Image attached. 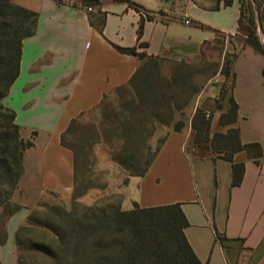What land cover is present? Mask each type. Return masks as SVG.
<instances>
[{
	"label": "crops",
	"instance_id": "crops-1",
	"mask_svg": "<svg viewBox=\"0 0 264 264\" xmlns=\"http://www.w3.org/2000/svg\"><path fill=\"white\" fill-rule=\"evenodd\" d=\"M99 1L87 12L72 0H14L38 14L35 34L22 41L19 75L2 100L14 110L21 137L33 141L23 153V172L12 195L21 205L10 217L16 218L14 232L44 193L72 188L73 153L60 142L71 119L96 108L138 68V58L118 52L111 43L136 47L148 56L196 62L202 45L217 33L238 34V0L229 6L220 2L219 8L217 0H131L141 6L139 11L126 3ZM101 13L102 33L90 22ZM233 71V126L243 144L261 146L260 163L245 151L235 152L233 159L243 162L244 170L240 183L233 185L232 163L208 143L196 142L188 124L181 131L169 130L143 176L128 178L136 191L131 201L140 207L180 203L188 221L184 235L202 264H264V55L242 40ZM231 126L217 122L215 132L225 133ZM26 188L30 204L22 200ZM2 247L0 264H14L15 244L8 254Z\"/></svg>",
	"mask_w": 264,
	"mask_h": 264
},
{
	"label": "trees",
	"instance_id": "trees-1",
	"mask_svg": "<svg viewBox=\"0 0 264 264\" xmlns=\"http://www.w3.org/2000/svg\"><path fill=\"white\" fill-rule=\"evenodd\" d=\"M56 1L65 3L70 0ZM113 1L126 3L137 11L141 9L131 0ZM72 2L91 8L101 4L99 0ZM220 2L229 6L233 0H217L215 8H219ZM238 3V35L242 36L244 45L264 55V44L257 32L259 28L264 40V0H238ZM37 19L35 11L17 5L14 0H0V245L5 244L8 237L7 221L21 209V205L12 200V195L23 172V153L33 146L32 139L21 137L14 110L5 106L2 100L19 75L22 41L35 34ZM90 22L100 33L103 32V13L95 21L90 18ZM143 24L144 17H141L138 40ZM111 45L120 53L135 56L140 64L127 83L104 95L96 108L71 119L61 133V144L73 153L71 205L66 209L60 205L37 202L35 208L26 214L14 233L18 252L24 249L25 240L29 242L27 252L18 255L20 264H26L27 259L29 264H34L40 256L49 258L53 264H202L184 235L188 221L180 203L140 207L133 201L131 208L126 210L122 208L123 200L90 205L78 200L90 187L84 182L86 170L81 159L88 152L86 145L90 144L76 132L79 117L99 111L100 133L97 132L96 136H103V140L109 143L111 161L126 171L129 177L143 176L169 132L158 140L152 150L150 139L155 130L171 122L174 112L184 108L196 91L187 83L190 75L181 76L185 80L181 84L178 82L180 77L166 79L162 75L164 61H167L165 58L148 56L145 52H138L136 47ZM138 46L146 44L140 42ZM235 57L236 54H233L224 61L221 68L230 80L224 83L221 90L222 96L227 91L229 93L226 98L228 109L222 111L217 120L220 125L232 126L225 133L210 135L211 119L200 109L193 113L190 125L195 131L196 142L208 143L212 152L232 163V184L238 185L244 164L234 161V153L245 151L259 164L262 149L258 143L243 144L238 128L233 126L237 121V104L232 97ZM179 65L187 66L188 63L181 61ZM111 94L122 98L123 116L113 112V104L108 100ZM218 107H222V101ZM164 110L168 114L166 119L161 117ZM184 125V121H177L173 130L181 131ZM67 135H71L74 141L67 142ZM220 238L224 237L220 235Z\"/></svg>",
	"mask_w": 264,
	"mask_h": 264
},
{
	"label": "rangeland",
	"instance_id": "rangeland-1",
	"mask_svg": "<svg viewBox=\"0 0 264 264\" xmlns=\"http://www.w3.org/2000/svg\"><path fill=\"white\" fill-rule=\"evenodd\" d=\"M73 1V0H72ZM81 2L82 0H75ZM98 15L97 17H99ZM258 35L262 40L261 30L257 29ZM242 36L236 34L234 36H226L222 33H217L215 39L211 42H206L202 45V56L199 61L196 62H186L187 66L179 65V62L166 59L164 61V67L162 70V75L166 79L172 78V76L180 77L178 82L181 84L183 76L190 75L187 83H190L196 90L190 99V102L182 108L180 111L174 112L171 122L167 125H160L155 130L153 136L150 139V145L152 150L158 144V140L162 138L168 130L173 129L177 121H184L185 125L190 124L193 113L200 109L201 111L208 114V119H211L210 131L213 134L217 127V120L222 111L228 109V104L226 103V98L229 93L227 91L226 95L222 96V87L224 83L229 80L221 72L222 65L224 61L231 58L233 54H236L237 47L242 43ZM264 43V42H263ZM178 67L179 69L178 71ZM179 72V73H178ZM178 73V74H177ZM177 74V75H176ZM182 76V77H181ZM230 81V80H229ZM165 81H163L164 83ZM228 88V87H227ZM224 89V88H223ZM229 89V88H228ZM108 100L112 102L111 108L113 112H117L118 116H123L122 98L117 97L115 94L109 95ZM222 107H218V103H221ZM168 115L164 110L161 115L162 119H166ZM100 112L92 111L78 118V127L76 132L82 139H86L90 145L88 147V152L82 156L83 169L86 170L84 176V182L90 185L86 192L79 197V201L90 205L95 203H105L111 202L115 203L123 200L124 208H131L132 198L135 195V188L131 184L128 186V174L118 165H116L110 159L108 145L109 143L104 141V137H97L96 133H100ZM221 129V128H220ZM67 142H73L74 138L71 135H67ZM82 143V142H81ZM86 166V168H85ZM26 182H24V185ZM31 190L26 188L22 191V200L25 204H30L33 198L28 197V193ZM73 188L71 189H57L52 192H46L42 195L39 204L44 205H60L68 209L71 205ZM35 206L30 207L27 214H29ZM16 218H9L7 221L6 229L7 233L10 234L7 243L3 244V252L8 254L9 247L14 246V230L13 224ZM23 221V220H22ZM22 221L20 223H22ZM25 240V239H23ZM28 241H24V249L18 252L15 246V263L20 264L18 261V255L20 253H26L28 248ZM26 264H29V259ZM34 262V260H33ZM53 264L49 258L39 257L35 260L34 264ZM25 264V263H24Z\"/></svg>",
	"mask_w": 264,
	"mask_h": 264
},
{
	"label": "built area",
	"instance_id": "built-area-1",
	"mask_svg": "<svg viewBox=\"0 0 264 264\" xmlns=\"http://www.w3.org/2000/svg\"><path fill=\"white\" fill-rule=\"evenodd\" d=\"M77 4H79V3H75V5H77ZM80 5V4H79ZM82 6V5H81ZM82 8H84L87 12H91V11H93V8H91V7H84V6H82ZM186 23H188V21H185ZM206 116L208 117V114H206Z\"/></svg>",
	"mask_w": 264,
	"mask_h": 264
}]
</instances>
